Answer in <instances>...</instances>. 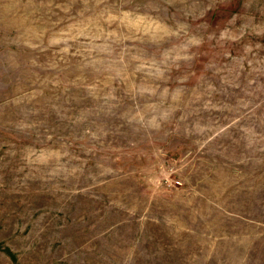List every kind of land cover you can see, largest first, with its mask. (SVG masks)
<instances>
[{"label":"rangeland","instance_id":"rangeland-1","mask_svg":"<svg viewBox=\"0 0 264 264\" xmlns=\"http://www.w3.org/2000/svg\"><path fill=\"white\" fill-rule=\"evenodd\" d=\"M0 264H264V0H0Z\"/></svg>","mask_w":264,"mask_h":264}]
</instances>
